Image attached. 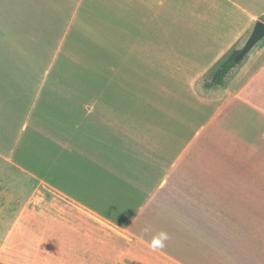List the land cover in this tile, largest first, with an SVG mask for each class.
Wrapping results in <instances>:
<instances>
[{"label": "crops", "instance_id": "0c3cea01", "mask_svg": "<svg viewBox=\"0 0 264 264\" xmlns=\"http://www.w3.org/2000/svg\"><path fill=\"white\" fill-rule=\"evenodd\" d=\"M258 21L264 0H0V208L6 171L95 224L161 232L160 194L142 201L169 184L187 264H264V40L213 83ZM141 87L193 121L186 144L177 122L143 129Z\"/></svg>", "mask_w": 264, "mask_h": 264}, {"label": "rangeland", "instance_id": "374dc122", "mask_svg": "<svg viewBox=\"0 0 264 264\" xmlns=\"http://www.w3.org/2000/svg\"><path fill=\"white\" fill-rule=\"evenodd\" d=\"M138 91V94H134L137 93L136 89L131 90V97L138 95L139 100L137 104H131V107H138L137 112L144 115L146 120L142 121L143 129L153 131L156 117L169 113L170 104L168 101L159 103L163 96L159 88L141 87ZM158 121L164 124L165 139L169 135L166 128L170 129L173 122L179 124L175 129L178 133L174 135L179 146L186 144L194 135L192 120L158 118ZM4 174L7 180L4 197L11 206L0 208V264H187L184 232L180 239H173L170 234V221L173 220L178 227L184 226L185 200L180 199V195L175 194V189L169 184L161 187L148 185L146 194L152 197L146 196V201L142 203L147 205L150 202L148 199L160 194V200H155L153 204L163 219H158L157 225L152 224L161 232H152V229L148 233L140 231L136 225L130 230L121 223L112 220L114 224L110 223L102 215H98L95 224L85 214H79L69 204H64L54 196L38 193L35 197V185L31 181H21L6 171ZM134 185L140 184L119 185V191L114 192L117 203L123 204L119 198L126 199L129 188ZM177 203L178 207L175 208ZM173 208L178 210L176 218L170 212ZM153 211L152 207L149 215H153Z\"/></svg>", "mask_w": 264, "mask_h": 264}, {"label": "water", "instance_id": "95a60500", "mask_svg": "<svg viewBox=\"0 0 264 264\" xmlns=\"http://www.w3.org/2000/svg\"><path fill=\"white\" fill-rule=\"evenodd\" d=\"M262 40H264V22L258 21L250 38L248 39V41H246L245 46L241 49L235 61L239 62L244 59L245 56L248 55L251 50Z\"/></svg>", "mask_w": 264, "mask_h": 264}, {"label": "trees", "instance_id": "16d2710c", "mask_svg": "<svg viewBox=\"0 0 264 264\" xmlns=\"http://www.w3.org/2000/svg\"><path fill=\"white\" fill-rule=\"evenodd\" d=\"M240 53L239 50L234 51L230 57L227 59V61L221 66V68L216 73L213 83L215 85H221L223 84L225 78L228 76V74L233 70V68L238 64V62L235 61L236 57Z\"/></svg>", "mask_w": 264, "mask_h": 264}]
</instances>
